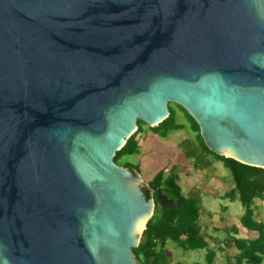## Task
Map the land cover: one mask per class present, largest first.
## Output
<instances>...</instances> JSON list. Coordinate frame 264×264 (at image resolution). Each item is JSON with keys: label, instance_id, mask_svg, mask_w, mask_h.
Returning <instances> with one entry per match:
<instances>
[{"label": "water", "instance_id": "1", "mask_svg": "<svg viewBox=\"0 0 264 264\" xmlns=\"http://www.w3.org/2000/svg\"><path fill=\"white\" fill-rule=\"evenodd\" d=\"M171 104L264 169V0H0V264H142L155 200L114 158Z\"/></svg>", "mask_w": 264, "mask_h": 264}, {"label": "trees", "instance_id": "2", "mask_svg": "<svg viewBox=\"0 0 264 264\" xmlns=\"http://www.w3.org/2000/svg\"><path fill=\"white\" fill-rule=\"evenodd\" d=\"M179 107V106H177ZM185 112L181 107H179ZM169 117L159 125L149 128L153 134L166 139L170 133L181 130L183 125L176 121V115L172 105L169 106ZM190 123V129L200 141L207 154L213 156L227 168L234 181V189L225 197L232 201L237 198L245 209L240 219L241 226L252 232L258 233L254 241L235 237L238 228L233 227L232 233L235 236L228 239L229 245H235L238 255L234 262L229 264H262L264 261V222L254 218V201L264 200V169L252 167L239 163L231 158L218 156L211 152L204 144L199 134L197 123L185 112ZM139 121L137 131L127 141L125 146L117 152L114 161L118 164L125 156H132L139 153L136 137L142 132ZM207 166H210L209 163ZM124 168L139 173L137 166L125 163ZM161 189L163 195L173 200L178 208L164 206L158 200L157 192L154 194L155 209L152 218L148 221L143 231L138 247L133 250L136 259L142 264H170L169 257L165 252L169 242L174 243L183 251L206 250V264H213L215 252L210 250L206 236L199 225L200 210L199 204L192 198H186L178 184L177 176H164L162 171L148 182V189H144L146 197H151L150 189ZM199 264V263H195Z\"/></svg>", "mask_w": 264, "mask_h": 264}, {"label": "rangeland", "instance_id": "3", "mask_svg": "<svg viewBox=\"0 0 264 264\" xmlns=\"http://www.w3.org/2000/svg\"><path fill=\"white\" fill-rule=\"evenodd\" d=\"M172 107L177 123L184 128L162 139L146 124H140L142 132L136 137L139 153L121 158L118 165L123 167L125 163H131L137 166L146 185L160 171L165 177L177 176L184 197L194 199L201 208L198 223L210 250L215 252L213 264H229L227 260L234 258L233 254L226 258L229 250L225 242L235 236L230 227H240L245 209L238 198L232 201L225 197L234 189L230 171L205 152L190 129L185 112L177 105ZM253 206L255 220L264 222V200H255ZM165 252L170 264H206V250L183 251L169 242Z\"/></svg>", "mask_w": 264, "mask_h": 264}, {"label": "crops", "instance_id": "4", "mask_svg": "<svg viewBox=\"0 0 264 264\" xmlns=\"http://www.w3.org/2000/svg\"><path fill=\"white\" fill-rule=\"evenodd\" d=\"M230 228L232 230V227H230ZM237 228H238V234L236 236H239V238H242V239H245V240H249V241H254V240H256L258 238V233L252 232V231H248V230L244 229L241 226V223H240V227L237 226ZM225 247L229 250V252L227 254L228 256H226V258L227 259L230 258V256L233 254L232 257L234 258L233 260H235V258L237 257V255L239 253L238 250H237V248L235 247V245H232V246L229 245L228 240H226ZM222 250L223 249L221 248L220 251H222ZM233 260L232 259L231 260H227V262H234Z\"/></svg>", "mask_w": 264, "mask_h": 264}, {"label": "flooded vegetation", "instance_id": "5", "mask_svg": "<svg viewBox=\"0 0 264 264\" xmlns=\"http://www.w3.org/2000/svg\"><path fill=\"white\" fill-rule=\"evenodd\" d=\"M144 189H148V184H147V187L144 188ZM144 189H143V190H144ZM156 190H157V189H153V188L150 189V194H151V196H152L153 198H154V194H155ZM154 200H155V199H154Z\"/></svg>", "mask_w": 264, "mask_h": 264}]
</instances>
